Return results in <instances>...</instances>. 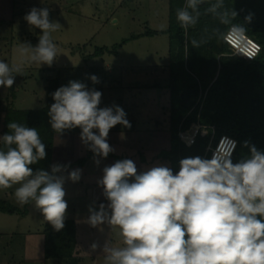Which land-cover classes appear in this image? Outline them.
I'll use <instances>...</instances> for the list:
<instances>
[{
    "label": "clouds",
    "instance_id": "9594fccd",
    "mask_svg": "<svg viewBox=\"0 0 264 264\" xmlns=\"http://www.w3.org/2000/svg\"><path fill=\"white\" fill-rule=\"evenodd\" d=\"M204 0H185L177 9V21L187 30L197 24L199 6ZM224 8V0H215L207 12L229 25V42L246 46V29L231 23L238 16ZM47 7H32L23 17L30 28L42 34L36 46L21 44V63L0 60V88H12L22 64L51 66L58 57L52 33L60 26L50 21ZM253 14L244 17L248 24ZM193 47H198L193 40ZM256 53L259 45H253ZM256 53L243 54L254 59ZM93 84L99 83L95 75ZM48 110L52 130L61 137L66 130L80 129V140L93 153L98 166L115 149L108 143L110 130L121 125L131 128L126 112L118 105L100 107L102 92L71 80L52 94ZM9 132L0 136V190L15 187L17 203L33 206L54 230L65 226L68 203L65 177L68 165L53 164L50 171L31 166L46 158V145L35 127L9 122ZM211 158L199 155L179 161V171L153 166L139 172L132 159L117 160L105 166L97 181L107 203L98 209L89 206L87 222L107 224L118 229L121 246L106 242L105 264H264V151L249 141L243 143L248 154L233 161L235 141L222 140ZM73 183L81 179V169L68 173ZM93 248L96 247L94 244Z\"/></svg>",
    "mask_w": 264,
    "mask_h": 264
},
{
    "label": "rangeland",
    "instance_id": "374dc122",
    "mask_svg": "<svg viewBox=\"0 0 264 264\" xmlns=\"http://www.w3.org/2000/svg\"><path fill=\"white\" fill-rule=\"evenodd\" d=\"M206 1L211 0H204V3ZM204 3L200 7L205 8ZM32 7H47L50 12V21L59 22L60 26L51 34L57 46L58 57L51 66L44 64L39 67L38 64L27 62L22 64V72L15 76V84L11 88L12 91L16 89L15 107L41 108L45 87L43 78L48 71L54 69L62 71L63 86L71 80L87 85L92 75L99 78L98 86L102 82L111 86L113 93L109 100L103 98V104L101 103L100 107L118 105L128 114L127 106L124 108L121 102L119 104L115 102L116 98H119V86L121 88L136 86L143 89L150 86L151 88L141 90L142 99L156 94L157 104L164 100L169 84L171 38L169 33L165 32L153 35L148 33L167 31L172 27L169 0H0V60L9 64L21 63L25 61V57L19 51L21 44L30 43L32 46L38 44L41 30L30 28L23 19ZM206 16L208 17L207 14ZM202 18L204 19L205 16ZM200 25L201 28L195 25L186 30L187 40L192 42L200 39L201 42L198 43L211 44L214 38L212 39L207 30L208 26L205 23ZM175 27L177 28L176 25ZM124 40L128 41L122 44ZM119 44L122 46L117 48V54L105 52L103 56H95L98 50L102 48L111 50ZM225 48L228 52L226 55L235 56L228 45ZM89 57L91 58L88 59ZM186 63V70L194 72L191 64L189 70ZM103 86L107 87L105 84ZM7 95L8 89L0 88V110H3L0 111L1 123L7 106L4 101ZM137 99L141 105V111L138 113L140 121L136 125H150L153 130L160 132L156 135L157 140H160L157 144L158 151L169 148L168 113L162 114L159 110L153 112L156 117L160 116L157 122L166 126L159 128L158 123L147 115H151L152 112L143 111L147 110V107L142 106L141 98ZM197 127L194 123L183 137L194 135L193 132ZM114 128L117 127L112 129ZM139 129L145 130L144 127ZM67 132H80V129L66 130L57 139L66 138ZM120 155L121 153L119 157H122ZM50 160L51 162L46 163L43 170L50 171L51 166L57 164L52 162V154ZM149 160L151 161L150 157ZM160 160L163 161L161 158ZM153 166H160V164L155 162L144 165L141 170L146 171ZM168 167L171 168V163ZM15 187L17 186L0 190V202L3 201V206L6 208L14 209L13 213L0 212V252L7 249L5 248L7 244L8 249L11 250H7L5 256L0 253V264H9V260L13 261L12 258L16 261L14 264H43L31 258L41 257L43 237L40 232L43 231L44 217L32 203L29 206L17 203L14 195ZM121 244L122 238L119 235V246ZM27 252L31 260L24 259V254L26 255Z\"/></svg>",
    "mask_w": 264,
    "mask_h": 264
},
{
    "label": "trees",
    "instance_id": "16d2710c",
    "mask_svg": "<svg viewBox=\"0 0 264 264\" xmlns=\"http://www.w3.org/2000/svg\"><path fill=\"white\" fill-rule=\"evenodd\" d=\"M213 3L215 0L206 1L204 3L205 8L199 6L200 17L196 24L199 28H201L200 24L202 23L208 26L206 29L212 39L214 38V41L209 45L198 43L199 46L194 48L189 39L187 40L186 30L177 21V9L185 5V0H169L172 23L169 30L148 33V35H153L165 32L169 33L171 38L168 71V87L171 93L169 115L171 149L163 152L160 158L171 163V169L174 173L179 171V161L185 157L197 155L203 157L206 152L204 158H209L211 153H207V147L213 134L214 146L222 135H230L238 141L232 157L234 162L248 154V148L243 147L245 141H249L259 150L264 151V0H224V8L221 9V11L227 10L229 12L234 9L238 16L231 19V23L243 25L246 34L256 39L262 46L260 55L254 61L225 55L228 52H226L225 46L227 44L224 42V36L230 26L220 23L213 14L207 13L206 10ZM249 13L253 16L251 22L247 24L244 17ZM204 16L205 21L202 18ZM196 40L197 42L200 41V39ZM220 40H222V47L218 44ZM127 41L124 40L122 44ZM122 44L111 50L102 48L96 52L95 56H103L105 52L117 54V48L121 47ZM88 59L86 58V61ZM185 63L188 65V69L191 64L195 76L190 69L191 72L186 70ZM61 73L60 69L50 70L43 78L45 87L41 108L21 109L15 107L16 89L12 91L11 88H8V95L4 99L7 106L2 123L0 122V136L9 132V122H16L27 127H35L42 142L46 145V158L35 164L32 167L34 170L43 169L46 163L51 162L50 156L56 133L50 126L48 110L54 103L51 94L63 86ZM87 86L96 88L98 83L93 84L90 80ZM189 89H196L198 96L206 94L201 110L198 107L188 106L182 100V93ZM126 118L133 124L131 122L133 116L127 115ZM197 122L207 127L208 134L206 136L198 135L194 145L188 146L181 140L179 134L181 131L189 130ZM210 126H214L215 130L213 131ZM138 129L135 127L125 128L119 125V129L111 130L129 132ZM0 147H3L2 143H0ZM85 162V158L78 161L79 165H84ZM3 204V201L0 202V212H14V209L6 208ZM42 235L45 259L64 260L73 257L77 245L76 227L73 221H65V226L61 231L54 230L51 224L45 221ZM5 248L7 249L0 252L3 256L9 250L8 244ZM12 260H9V264L16 262L14 258Z\"/></svg>",
    "mask_w": 264,
    "mask_h": 264
},
{
    "label": "crops",
    "instance_id": "0c3cea01",
    "mask_svg": "<svg viewBox=\"0 0 264 264\" xmlns=\"http://www.w3.org/2000/svg\"><path fill=\"white\" fill-rule=\"evenodd\" d=\"M103 84H105V86L107 87L104 88ZM147 88L151 87L146 86L143 89L136 86H122V88L119 86V98H116L115 102L117 104L121 102L120 104L124 108L126 106L128 107L127 110L129 112L127 115L133 116V119L131 120L133 124H131V127H144L145 130L141 131L140 129H138L135 131L131 130L129 132L110 130L107 139L108 143L115 149V151L113 153H110L106 159H101L98 166L94 163L93 153L88 150V148L84 144H82L80 140V132H67V136L63 140H58V136L57 134H55V140L52 148V162L69 166L67 171L58 173V175H63L66 178L64 189L66 191L65 199L68 203V209L65 221L70 220L75 223L77 245L75 253L71 259H45L43 239L40 255L41 257L36 256V258L31 259H37V261H41L43 264H105L103 253L105 243L110 242L112 246H119V230L111 229L107 224L96 227L91 226L87 222V218L89 216L88 209L90 205H94L98 209L99 203H107L102 194V187L98 186L97 184V181L103 176L102 169L105 166H109L117 160L132 159L136 163L138 171L143 172L141 170V167L144 165L158 162L160 165L168 167V164L170 163L169 162L166 164L167 161L160 160V156L163 153V150L169 151L171 149L170 131H168L170 137L169 148H163L158 151L157 144L158 142H160V140H157L156 135L160 132L153 130L150 125H136V123L140 121V116L138 113L139 111H141V105H139V101L137 98H141V100L143 101L142 106L147 107V110L143 111L147 113H149V111L152 112L151 115H147L150 116V119L155 120V122L160 119V116L156 117L153 113L157 110H159L160 113L162 112V114L168 113L169 117L171 101L170 89L167 86V93L164 95L165 98L162 102H158V105L156 102V94L150 95L149 98L144 97L145 99H142L141 90H145ZM95 89L102 92V104L103 98L109 100L110 95L113 93L111 86L106 85L105 82L99 84V86H97ZM147 119L149 120L148 116ZM157 125L159 128L166 127L160 123H158ZM155 126L152 127L156 128ZM116 127L117 129H119V125ZM167 127L169 128V124ZM143 135H146L147 137ZM119 153H121L120 156L122 157H119ZM148 156L151 158V161L154 162H151ZM82 158H85L86 162L84 165H79L78 161H80ZM77 168L81 169V179L78 182L73 183L71 180L67 179V176L70 171ZM42 232H40L41 235ZM94 244L96 245L95 248L92 247ZM29 258L30 256L28 252L26 253V255L24 254L25 260H31Z\"/></svg>",
    "mask_w": 264,
    "mask_h": 264
},
{
    "label": "built area",
    "instance_id": "2783aa9c",
    "mask_svg": "<svg viewBox=\"0 0 264 264\" xmlns=\"http://www.w3.org/2000/svg\"><path fill=\"white\" fill-rule=\"evenodd\" d=\"M228 33V31H227ZM226 33V34H227ZM245 39L246 41L248 42L246 46H243L240 44V42L238 40H235V39H232L231 42H229V38H227V36L225 35L224 36V42L230 47V49L233 51V54L235 56H238V57H241L247 61H254L255 59L258 58V56L260 55L261 53V50H262V46L255 40L253 39L252 37H250L249 35L245 34ZM253 45H259L260 46V52L259 53H256V49L253 47ZM247 53H256L255 56H254V59H249L247 56L243 55V54H247ZM206 99V94L204 95H201L197 97L196 99V102H195V105H194V108L195 107H198L200 110L203 108V104H204V101ZM196 125L198 126L197 129L195 130L194 135H190L188 137L184 136V133L188 132V131H181L180 132V138L181 140L186 143L188 146H192L194 145L195 141H196V138L198 135H201V136H206L208 134V130H207V127L206 126H203L201 125L199 122L196 123ZM210 128L214 131L215 130V127L214 126H210ZM231 140V141H235L236 142V146H235V149L233 151V154H232V157L236 151V148H237V145H238V141L230 136V135H222L217 144L214 146V134L211 138V141L207 147V153L210 152V157L213 155L214 152L218 151L219 147H222V148H229L230 145L228 144H221V141L222 140Z\"/></svg>",
    "mask_w": 264,
    "mask_h": 264
},
{
    "label": "water",
    "instance_id": "95a60500",
    "mask_svg": "<svg viewBox=\"0 0 264 264\" xmlns=\"http://www.w3.org/2000/svg\"><path fill=\"white\" fill-rule=\"evenodd\" d=\"M219 46L222 47V40L219 41ZM198 97V92L196 89H189L182 93V100L190 107L195 105L196 99Z\"/></svg>",
    "mask_w": 264,
    "mask_h": 264
}]
</instances>
